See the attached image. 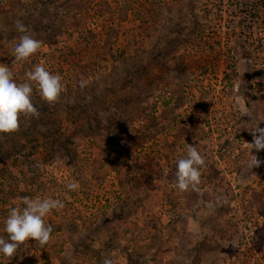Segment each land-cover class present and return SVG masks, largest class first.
<instances>
[{"label":"rangeland","instance_id":"1","mask_svg":"<svg viewBox=\"0 0 264 264\" xmlns=\"http://www.w3.org/2000/svg\"><path fill=\"white\" fill-rule=\"evenodd\" d=\"M18 20L42 43L27 61ZM0 64L64 85L52 105L33 85L39 118L0 133V236L23 197L65 205L47 245L0 264H264V165L248 167L264 150L247 146L264 128V0H0ZM188 144L206 167L181 192Z\"/></svg>","mask_w":264,"mask_h":264},{"label":"clouds","instance_id":"2","mask_svg":"<svg viewBox=\"0 0 264 264\" xmlns=\"http://www.w3.org/2000/svg\"><path fill=\"white\" fill-rule=\"evenodd\" d=\"M16 29L20 35L19 42L14 47V56L17 61H27L42 47L40 40L35 39L29 29L19 20ZM26 81L17 83L13 72L5 64H0V133H14L20 128L21 117L39 118V111L32 101L33 85L36 86L41 98L49 105L59 101L64 85L62 76L53 74L42 65H36L34 69L26 72ZM80 87H85L83 79ZM249 131L253 141L247 143L249 149L257 152L264 150V128L259 124ZM264 165V160L251 154L248 167L259 168ZM206 167L205 158L192 144L186 147V156L179 159L176 165V187L181 192L193 190L199 191L201 183V169ZM69 191H76L78 183L70 182L66 185ZM22 206L13 207L4 220V231L7 239L0 236V254L6 258H13L21 245L29 240L36 241L40 247H44L52 238V226L45 221V217L53 210H62L64 203L51 197L35 198L23 197ZM212 207L211 203L208 205ZM102 264H116L110 257L102 259Z\"/></svg>","mask_w":264,"mask_h":264}]
</instances>
